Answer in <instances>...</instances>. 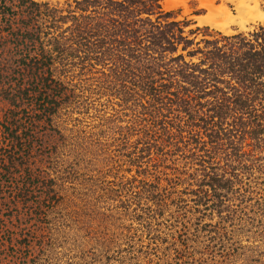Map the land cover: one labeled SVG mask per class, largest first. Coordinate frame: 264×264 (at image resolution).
Returning a JSON list of instances; mask_svg holds the SVG:
<instances>
[{
    "label": "rangeland",
    "instance_id": "374dc122",
    "mask_svg": "<svg viewBox=\"0 0 264 264\" xmlns=\"http://www.w3.org/2000/svg\"><path fill=\"white\" fill-rule=\"evenodd\" d=\"M33 1L0 0V264H264V73L222 78L203 43L236 55L264 19L229 34L198 25V0H158L168 19L148 17L149 0ZM166 22L188 50L177 37L176 54L152 46ZM177 55L208 72L188 78L185 114L151 96V82L178 77ZM217 77L230 97L220 115L199 93ZM28 128L40 142L11 138Z\"/></svg>",
    "mask_w": 264,
    "mask_h": 264
},
{
    "label": "trees",
    "instance_id": "16d2710c",
    "mask_svg": "<svg viewBox=\"0 0 264 264\" xmlns=\"http://www.w3.org/2000/svg\"><path fill=\"white\" fill-rule=\"evenodd\" d=\"M149 1H150V3H147L145 1L140 2V4L144 6V8L149 9L146 12L148 17L151 15L154 16V14L160 10L158 0H149ZM18 2H20L22 4L29 3L32 6H38V3L33 1V0H18ZM135 3L137 4V2H135ZM121 9L126 10V6L122 5ZM157 14H159V16L163 15L164 18H167V19L170 17L169 13H157ZM176 26H178V23H176V22H166V25H163L162 27H160V31L158 33L160 36L158 38L156 37L153 39L152 46H153V44L156 43V44H158V47H162L161 50L163 52L166 51L168 53L176 54V51H177V49H175L176 44L180 43L179 41L182 40L184 42L182 50L183 51L188 50V48L192 45L191 40L183 38L181 36L182 31L180 29L178 31V33H179L178 35L173 34L174 36L172 35L171 39L167 38V33H170V31L173 29V27H176ZM260 30H261L260 33L256 32L253 34L255 36V38L257 40H259L258 44L256 45V44H252V43H247V45H243V46L241 45L240 48H242V50H244V51L237 53L236 55H234V54L237 51H234V49H232L231 46L230 47H224V45H220L215 41H214L215 43L214 42L212 43V41L203 40V43L208 45L207 46L208 49H206V51H207L206 54L208 55V58L211 61L210 62V66H212L211 70L215 74H217L218 71L216 68L221 67L222 78H225L224 74H229L230 77L231 76L235 77V76H237L236 74H238V77L240 80H242L243 82H245V81L250 82L252 85H254L255 84L254 81L256 80L255 75H259L260 73H264V71H262V67L264 65V60H261L260 62H258L259 61L258 57L260 55L264 54V29L261 28ZM24 36H27L29 39L33 38L32 34H28V35H24ZM258 36H260V39H258ZM175 38H176V40L179 38V41L175 42ZM231 39H233V38L231 37ZM164 42L166 45H164ZM259 45L263 49L260 52H259L260 49H257V46H259ZM244 46L246 47L245 49H243ZM200 50L201 49H197V52L196 51L189 52L188 57L194 58L196 56H199ZM159 54H161L160 56L163 55L162 53H158V55ZM171 62L172 63L178 62L177 66L173 67V70H174L173 73L177 74L178 77H175L174 81H172V80L171 81H165L164 79H160V80H164V81L151 82L154 86H156V87H153V89H152L153 95H151V96H152V99L157 100V103L160 102V104H161L160 110H162V107L164 106L168 110L167 112L171 111L173 113L178 114V111L180 110L179 113L182 112L185 114V113H187V111H186V109H184L185 107L181 108V104L183 103L181 98L184 95L190 94V91H189L190 86L187 85L188 78L194 77V74H192V73H195L196 69L197 70L199 69V72L205 73L207 75H208V72H206L205 69L200 67L201 66L200 63L201 62L204 63V61H201L200 63H193L192 61L188 62L184 59V57L182 55H177L176 57H172ZM219 78L220 79H218V77H217L219 84L216 87L211 86L210 80H207V82L204 84L205 86H203L202 88L204 89L206 87V85L211 86L213 88L209 91H206L208 89H205L204 91L202 89V91L201 90L199 91V93H202L203 96H208L211 98L210 100H213L211 102L212 104L210 103L212 106L210 104L209 105L211 106V108L213 110L216 111V113L218 115H220L219 113H221V112L224 113V111L228 110L227 106L229 104L228 101L230 100V97L228 96V92L222 86H220V84L222 83V82H220V80L222 81V78L221 77H219ZM185 79H186V84L184 83ZM31 86L32 85L30 84V87ZM229 87L232 88V85H229ZM31 90L33 91V87L31 88ZM31 90H30V92H32ZM232 90H234V88H232ZM18 92H20L19 89H18ZM18 95H20V93L16 94V96H18ZM23 95L26 96L25 90H23ZM199 96H200V94H199ZM203 96L198 97L199 106L201 108L203 105L201 102V99L204 98ZM38 100H41V99H38ZM232 102L233 103L237 102V103H239L240 106H241V104L243 105V102H241V98L238 95H236V96L234 95ZM174 109H175V111H174ZM49 110H53V109L50 108ZM176 110H178V111H176ZM14 113L15 112H12L13 117H12V121L10 122V124H14L16 126L15 129L16 128H23L19 119L18 120L15 119ZM23 113H26V112L25 111L22 112L21 118L23 117ZM24 118L26 120H30V121H31V119H33V118L28 117V116H24ZM35 118H36V120H35L36 122H39L42 120L41 115H35ZM35 121H34V123H35ZM3 124L6 125V122ZM4 127H5L6 131L9 128L7 125ZM218 129H220V128H218ZM28 130H29V128L26 129V131H24L23 137L16 135V134H10L11 138H13L17 144L28 145V146L31 145L32 141L30 143L26 142V139L24 138L25 135H26V137H30L27 140H34V141L36 140L37 143L41 141L40 137L39 138H37V137L33 138L31 131H28ZM189 131H190L189 129L185 130L184 128H180L179 132L180 133H183V132L188 133ZM25 132H28L29 134L25 133Z\"/></svg>",
    "mask_w": 264,
    "mask_h": 264
},
{
    "label": "bare ground",
    "instance_id": "6f19581e",
    "mask_svg": "<svg viewBox=\"0 0 264 264\" xmlns=\"http://www.w3.org/2000/svg\"><path fill=\"white\" fill-rule=\"evenodd\" d=\"M198 1L201 7L205 8L207 11L206 16L197 18L198 25H208L223 33H229V27L232 25L244 28L247 22H253L255 19H264V14L258 7V0H220L221 3L217 6L214 4L216 0ZM226 3L234 5V10L236 11L235 15L230 11L228 8L229 6H226ZM165 4L166 8L186 5L185 0H166Z\"/></svg>",
    "mask_w": 264,
    "mask_h": 264
}]
</instances>
